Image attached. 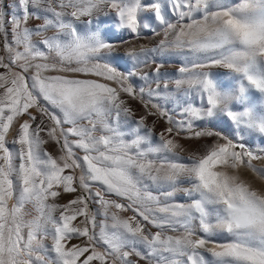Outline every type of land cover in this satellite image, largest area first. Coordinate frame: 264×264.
<instances>
[{"label": "snow or ice", "instance_id": "6c2138e0", "mask_svg": "<svg viewBox=\"0 0 264 264\" xmlns=\"http://www.w3.org/2000/svg\"><path fill=\"white\" fill-rule=\"evenodd\" d=\"M0 69V264H264V0H0Z\"/></svg>", "mask_w": 264, "mask_h": 264}, {"label": "rangeland", "instance_id": "374dc122", "mask_svg": "<svg viewBox=\"0 0 264 264\" xmlns=\"http://www.w3.org/2000/svg\"><path fill=\"white\" fill-rule=\"evenodd\" d=\"M157 31H159V29H156ZM113 36H116L118 34L113 33ZM159 38L154 36L153 32L148 31V30H144L141 32L139 40L137 41L135 37L133 36H129L127 33L123 34V40L120 39H114L113 42L117 43V44H123L124 46H128V47H133L135 45H144L147 47H152L153 43L155 41H157ZM127 42V43H125ZM124 46L120 48V50L124 49ZM180 57H172V58H167L166 60H160V59H156L155 63H164L165 69L168 71H174L176 68H178L180 66ZM152 64H153V60L150 58L148 60L147 65H141L140 66V71L141 72H149L151 73L152 71ZM118 70L120 71H126L128 69L131 68V63L129 62L127 65L124 64L123 61L120 62L119 67H117ZM218 71L220 72H225L226 70L224 69H219ZM133 84L134 87L138 88L141 86V84L143 83L140 79L139 76L135 77L133 79ZM154 86V85H153ZM122 98L126 99L128 101V105L129 107H131L133 109V112L135 113L136 117L138 118L139 115L143 114L142 110L143 106L140 104V102L138 100H132L131 98L127 97V96H123ZM145 99H147V97H145ZM152 103H159V101L153 100ZM137 105V107H134V105ZM170 107V106H169ZM32 111H35L34 109ZM151 120L152 118L149 119L148 123L151 124ZM162 120L165 125H167L166 121L164 119H160ZM168 126V125H167ZM210 127L212 128L214 131H223L224 134L228 135L229 131H228V126L227 125H223V126H214V125H200L199 127L203 128V127ZM43 135V134H42ZM182 135H186L183 134ZM9 140H11L9 138ZM206 141L204 140H185L183 141V143L185 144V147L188 149V151L185 152V156L190 155L193 151H196L201 144L205 143ZM246 143L249 147L252 148H259V147H264V139H261L259 137V135H256L254 138H252L251 140H247L246 139ZM46 149L48 152H50L51 154L53 153V156H57L59 155L57 153V149H55V147H53V142H49V144L45 145ZM55 151H54V149ZM253 163L256 165L257 168H262L264 167V162L261 160H257V161H253ZM67 173V170H66ZM236 174H238L240 176V178L250 184H252L253 187H261L264 186V182L260 181L261 175H258L257 173L253 172L252 170L246 168V167H242L240 168ZM76 175H79V170L76 171ZM264 181V179H263ZM78 194V193H76ZM89 208L95 212V205L92 202H89ZM81 217H78L77 220L75 221L76 223H79V220ZM98 221V220H97ZM98 231V228H97Z\"/></svg>", "mask_w": 264, "mask_h": 264}, {"label": "bare ground", "instance_id": "6f19581e", "mask_svg": "<svg viewBox=\"0 0 264 264\" xmlns=\"http://www.w3.org/2000/svg\"><path fill=\"white\" fill-rule=\"evenodd\" d=\"M5 2L6 3H8V2H10V0H5ZM140 45H135V46H133V47H139ZM128 46H124V49L123 50H120L121 52H123V51H125V49L127 48ZM119 65H120V62L119 63H117L115 66L116 67H119ZM0 71H3V69H0ZM134 105V107H137V105H135V104H133ZM137 108H139V107H137ZM144 112V110H142V113ZM27 117L25 116V117H23L22 119H26ZM153 119H155V118H152V120ZM152 120H151V123H152ZM21 122H22V120H21ZM18 127V124L17 125H15L14 126V128H13V130L9 133V137H8V139L10 138L11 140L14 138V133H15V129ZM165 127H167V125H165V123L162 121V120H157L156 121V127L154 128V132L156 133V135L158 136L159 135V133L160 132H162L163 130H164V128ZM53 147H55V149H57V153L58 154H60L59 152H58V148H59V146L58 145H56L54 142H53ZM54 149V148H53ZM55 149H54V151H55ZM52 155H53V153H52ZM183 155L185 156V152L183 153ZM264 162V161H263ZM260 178V181L261 182H264L263 181V179H264V176H261V177H259ZM75 195H77V194H73V193H69V194H64V193H62L61 194V196H59L56 200H55V202L56 203H58V204H67L68 203V201L70 200V199H73L74 197H75ZM113 198H115V197H113ZM121 202H124V201H121ZM95 209H96V205H95ZM122 215L123 216H125V217H128V216H131V215H133V213L131 212V211H127V212H124V213H122ZM80 219H82V218H80ZM80 219H78V220H80ZM100 219H102V217H97V220L99 221ZM73 223H76L75 221L73 222ZM153 231H155V229H153ZM86 238H83V237H79V238H77V237H74L73 239H71L69 242H68V246H71L72 244H81V243H83L84 242V240H85Z\"/></svg>", "mask_w": 264, "mask_h": 264}]
</instances>
